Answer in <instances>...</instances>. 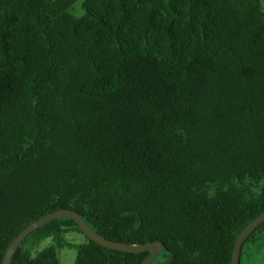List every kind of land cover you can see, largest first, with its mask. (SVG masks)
Wrapping results in <instances>:
<instances>
[{
	"label": "trees",
	"instance_id": "obj_1",
	"mask_svg": "<svg viewBox=\"0 0 264 264\" xmlns=\"http://www.w3.org/2000/svg\"><path fill=\"white\" fill-rule=\"evenodd\" d=\"M79 1L0 0V264L62 209L118 243L161 241L152 264H232L264 214V0ZM65 246L75 264L150 253L60 217L11 264H61Z\"/></svg>",
	"mask_w": 264,
	"mask_h": 264
},
{
	"label": "water",
	"instance_id": "obj_2",
	"mask_svg": "<svg viewBox=\"0 0 264 264\" xmlns=\"http://www.w3.org/2000/svg\"><path fill=\"white\" fill-rule=\"evenodd\" d=\"M60 217H69L70 219L74 220L79 228L84 232L86 236L92 239L93 242L109 248L115 251L124 252V253H132V254H143L149 251L148 257L145 259L143 264H152L154 260L165 250V245L161 241L156 242H149L146 244H124L118 243L113 240L106 239L96 233L92 227L83 219L84 217L73 210L69 209H62L59 211L54 212L47 217H43L38 221L31 224L23 233H21L14 241L10 244L4 260L1 264H11L14 259V255L18 248L20 247L21 243L24 242L33 232L43 227L45 224L47 225L54 219ZM264 224V214L258 217L256 220L249 223L243 231L239 234L236 246H234V252L232 256V264H241V251L242 247L245 245L246 241L249 237L255 233V231Z\"/></svg>",
	"mask_w": 264,
	"mask_h": 264
},
{
	"label": "rangeland",
	"instance_id": "obj_3",
	"mask_svg": "<svg viewBox=\"0 0 264 264\" xmlns=\"http://www.w3.org/2000/svg\"><path fill=\"white\" fill-rule=\"evenodd\" d=\"M84 0H80L75 4L76 15L82 14V3ZM66 241L72 244H81L86 241V238L83 234L79 233H68L66 236ZM49 242L47 240L44 242L43 246ZM59 256L62 261L61 264H75L77 252L74 249L68 247L59 248ZM241 264H264V232L261 234L259 239L254 243H247L243 247V253L241 258Z\"/></svg>",
	"mask_w": 264,
	"mask_h": 264
},
{
	"label": "clouds",
	"instance_id": "obj_4",
	"mask_svg": "<svg viewBox=\"0 0 264 264\" xmlns=\"http://www.w3.org/2000/svg\"><path fill=\"white\" fill-rule=\"evenodd\" d=\"M242 231H243V230H242ZM242 231H241V232H242ZM255 232H256V231H255ZM253 233H254V232H253ZM249 238H250V237H249ZM246 242H247V241H246ZM245 244H246V243H245ZM235 246H236V245H235ZM244 246H245V245H244ZM242 248H243V247H242ZM241 253H242V251H241Z\"/></svg>",
	"mask_w": 264,
	"mask_h": 264
}]
</instances>
